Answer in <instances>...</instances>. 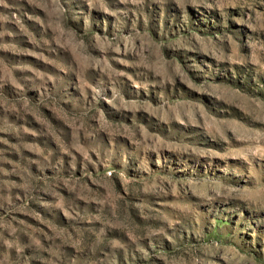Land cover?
<instances>
[{
  "label": "rangeland",
  "instance_id": "rangeland-1",
  "mask_svg": "<svg viewBox=\"0 0 264 264\" xmlns=\"http://www.w3.org/2000/svg\"><path fill=\"white\" fill-rule=\"evenodd\" d=\"M0 264H264V0H0Z\"/></svg>",
  "mask_w": 264,
  "mask_h": 264
}]
</instances>
